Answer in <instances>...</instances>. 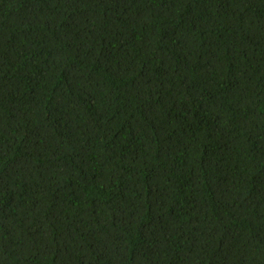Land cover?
<instances>
[{"label": "trees", "instance_id": "trees-1", "mask_svg": "<svg viewBox=\"0 0 264 264\" xmlns=\"http://www.w3.org/2000/svg\"><path fill=\"white\" fill-rule=\"evenodd\" d=\"M0 264H264V0H0Z\"/></svg>", "mask_w": 264, "mask_h": 264}]
</instances>
